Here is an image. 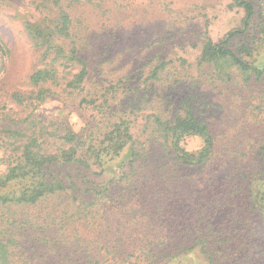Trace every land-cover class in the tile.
Listing matches in <instances>:
<instances>
[{
  "label": "trees",
  "instance_id": "16d2710c",
  "mask_svg": "<svg viewBox=\"0 0 264 264\" xmlns=\"http://www.w3.org/2000/svg\"><path fill=\"white\" fill-rule=\"evenodd\" d=\"M230 1L243 10L241 26L215 43L207 31L202 32L199 64L227 65L224 71L231 68L239 75L254 74L260 79L263 71L244 59L252 57L251 47L232 46V41L250 31L255 7L249 0ZM149 2L53 0L52 8L38 2L35 10L46 16L43 26L41 22L23 23L40 62L27 88L0 100V150L5 167L0 173V264H45L43 256L51 251L61 254L67 264H186V252L200 241L206 246L208 240L180 236L186 230L191 234L190 227L173 230L170 211L182 199L181 185L224 188L241 184L251 198L264 202V193L259 191L264 186V124L256 139L245 140L244 135L242 140L223 143L188 97L175 113L163 108L145 115L142 129L137 111L129 114L135 120L120 114L108 117L96 133H78L68 119L51 122L42 114L41 106L54 100L53 91L77 97L85 91L87 66L73 40L76 10L87 7L99 12L105 27L114 31L141 24L140 19L149 14ZM47 19L51 26L45 25ZM171 48L162 46L163 50ZM8 54L0 41L3 68ZM173 57L167 53L165 60L160 58L149 70L146 83L138 86L139 100L148 96L151 82L170 78L172 71L176 74ZM101 107L95 106L99 111ZM190 137L202 140L195 153L181 146ZM115 159V164L104 168ZM94 169L99 170V178L93 177ZM183 173H190L186 175L190 180L182 181ZM222 195L212 202L216 215ZM210 217L204 213L200 219ZM221 223L200 226V232ZM129 229L134 233L126 236L122 230ZM162 231L167 232L161 236ZM127 248L133 252L127 253Z\"/></svg>",
  "mask_w": 264,
  "mask_h": 264
},
{
  "label": "rangeland",
  "instance_id": "374dc122",
  "mask_svg": "<svg viewBox=\"0 0 264 264\" xmlns=\"http://www.w3.org/2000/svg\"><path fill=\"white\" fill-rule=\"evenodd\" d=\"M249 1L256 11L250 31L247 36L232 41V46L234 49L241 44L251 47L252 57L244 56V59L263 71L260 79L254 74L239 75L231 68L224 71L227 65L209 67L199 64L201 47L198 38L202 32L207 31L215 43L241 26L243 10L230 0H150L149 14L140 19L143 21L141 24L114 31L105 27L99 12L87 7L79 8L76 10L73 40L87 66L85 91L78 97L77 94L63 95L53 91L51 96L54 100L41 106L42 114L51 122L68 119L78 133H96V128L108 117L120 114L135 120L129 118V114L137 111L138 127L142 129L145 115L159 113L163 108L175 113L180 102L188 97L198 110V116L208 121L223 143L242 140L244 135L245 140L258 138V129L264 124V0ZM38 2L52 8L53 0H45L47 5L42 0H0V41L9 50L4 68L0 65V100L6 99L12 91L27 88L29 76L39 66V58L23 27L26 21L41 22L43 26L42 20L46 16L35 10ZM45 25L51 26L48 19ZM126 46L132 49L127 51ZM162 46L172 48L163 50ZM165 52L174 54L173 59L178 66L176 74L172 71L170 78L164 76L161 82H151L148 96L139 100L138 86L146 83L149 70L160 58L165 60ZM167 80L168 83L165 82ZM99 105L102 106L101 111L95 108ZM181 146L187 152L195 153L201 149L202 140L190 137ZM2 160L0 150V173L5 169ZM116 162L115 159L104 168ZM94 174V178H99L98 169H94ZM186 175L190 173L180 175L182 181L190 180ZM219 176L216 177H223ZM235 189L239 190L236 195ZM246 190L241 184L224 188L212 184L202 188L189 183L178 188L182 199L170 211L174 214L171 218V222H175L173 230L190 227L191 234L186 230L180 236H198L208 240L206 246L200 241L186 252L184 263L264 264V202L251 198ZM259 191L263 194L264 186ZM221 192L222 207H218L216 215L214 209L217 206L212 202ZM232 197L237 201L231 200ZM202 211L205 216H211L210 219H200L204 213H197ZM219 221L223 223L213 226L211 231L200 232V226L207 227L208 223L217 225ZM133 230L122 231L127 236L134 233ZM166 232L159 234L163 236ZM125 250L133 252L132 249ZM54 252L43 256L45 264H67L61 254Z\"/></svg>",
  "mask_w": 264,
  "mask_h": 264
}]
</instances>
